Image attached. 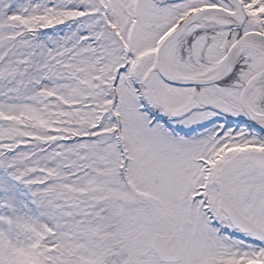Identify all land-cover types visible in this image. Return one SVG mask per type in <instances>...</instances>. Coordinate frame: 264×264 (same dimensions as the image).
Wrapping results in <instances>:
<instances>
[{
  "label": "snow or ice",
  "instance_id": "1",
  "mask_svg": "<svg viewBox=\"0 0 264 264\" xmlns=\"http://www.w3.org/2000/svg\"><path fill=\"white\" fill-rule=\"evenodd\" d=\"M0 264H264V0H0Z\"/></svg>",
  "mask_w": 264,
  "mask_h": 264
}]
</instances>
